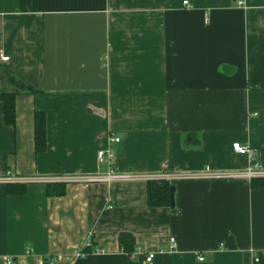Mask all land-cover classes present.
Returning <instances> with one entry per match:
<instances>
[{"label":"crops","instance_id":"0c3cea01","mask_svg":"<svg viewBox=\"0 0 264 264\" xmlns=\"http://www.w3.org/2000/svg\"><path fill=\"white\" fill-rule=\"evenodd\" d=\"M182 1L0 0V164L40 179L0 184V264H264V187L211 177L247 166L233 142L264 166V0ZM100 149L170 175L174 207L149 206L145 181H63L104 172ZM88 238L103 252L74 257Z\"/></svg>","mask_w":264,"mask_h":264},{"label":"built area","instance_id":"2783aa9c","mask_svg":"<svg viewBox=\"0 0 264 264\" xmlns=\"http://www.w3.org/2000/svg\"><path fill=\"white\" fill-rule=\"evenodd\" d=\"M238 3H241V0H238ZM183 5L190 7L191 5L188 4L186 0L182 1ZM0 59L3 61L8 60L7 55H3L0 53ZM113 141L118 142L119 138L113 137ZM232 150L238 155H245L248 157V164L247 166L242 169L241 171L237 172H230V171H219L217 173L211 174L213 178H220V179H229V178H245L250 180L251 178H264V166L258 161L255 152L248 147L247 145L240 144L239 142H233L231 144ZM96 160L99 163H106V169L102 173H96L95 175H79V176H69L63 178V181H81V182H111L115 180H130V181H145L149 178H161V179H171L170 175L168 174H161V176L153 177L147 174H135L130 171H126L124 173L117 172L115 168H113L112 163L114 160L113 154L105 149H100L97 151ZM206 174H209L208 168H206ZM196 178V174H177L172 176V178ZM40 180L38 177L30 176L25 177L21 176L20 174L14 172L11 169H7L0 164V184H21L27 182H35ZM169 243V250L172 251L176 248L175 239L170 237L168 240ZM86 249H90L92 252L95 253H102L103 250L99 249L98 247H93L91 243V238H88L84 241L83 246L80 249L74 251V257L82 258L86 256L88 253L85 251ZM161 251V250H160ZM154 252H149L144 255V261L147 264H151L152 259L154 257ZM133 255V253H132ZM198 260H203L202 256H198Z\"/></svg>","mask_w":264,"mask_h":264},{"label":"trees","instance_id":"16d2710c","mask_svg":"<svg viewBox=\"0 0 264 264\" xmlns=\"http://www.w3.org/2000/svg\"><path fill=\"white\" fill-rule=\"evenodd\" d=\"M23 89H26L23 87ZM2 102V112L4 122L8 125L14 123V95L12 93H3L0 95ZM190 134L187 133L186 140H189ZM33 142L36 152L43 151L46 145L45 137V116L42 111H35L33 116ZM197 146L199 141L194 142ZM251 187H264V178H251L249 180ZM147 190V203L149 206H169L170 184L166 179L149 178L145 180ZM49 186L51 184H48ZM57 186V185H55ZM59 186V185H58ZM6 191L9 194L17 195L24 191L23 184H5ZM62 191L57 192V194ZM118 245L121 251L127 255H132L134 252V240L131 234L121 232L118 234ZM90 253V249L85 250Z\"/></svg>","mask_w":264,"mask_h":264},{"label":"water","instance_id":"95a60500","mask_svg":"<svg viewBox=\"0 0 264 264\" xmlns=\"http://www.w3.org/2000/svg\"><path fill=\"white\" fill-rule=\"evenodd\" d=\"M169 199H170V201H169L170 208H173L174 207L173 186H170Z\"/></svg>","mask_w":264,"mask_h":264}]
</instances>
